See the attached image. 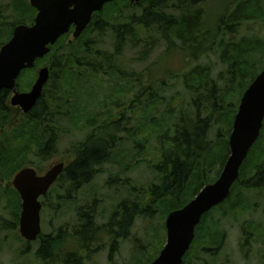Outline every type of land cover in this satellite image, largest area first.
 <instances>
[{"label": "trees", "instance_id": "obj_1", "mask_svg": "<svg viewBox=\"0 0 264 264\" xmlns=\"http://www.w3.org/2000/svg\"><path fill=\"white\" fill-rule=\"evenodd\" d=\"M130 4V0H112L93 15L79 38L67 42L69 33L62 36L50 47L48 55L36 61V66L49 61L50 78L46 86L52 81L55 84L44 88L41 99L27 115H21L17 127L11 123L14 113L9 105L10 92H0L1 180L8 181L29 162L28 154L32 148L39 160L46 161L53 156L57 143V110V115L69 118L74 127L88 130L83 140L71 147L74 159L66 165L56 182V185L67 188L62 197L64 201H70L76 192L101 173L103 166L115 160V152L124 142L120 134L134 141L133 149L139 150L138 155L149 151L155 155V163L147 161L146 164L153 170L157 184L143 187L136 200L120 202L109 221L102 226L96 221V200L91 205L78 208L75 223L59 227L53 234H40L35 256L42 262L83 264L84 258H90L103 248L100 242L104 238L110 241V255L112 252L116 254L119 242L130 238L138 218L153 219L159 210L164 217L191 201L207 183L213 181L209 174L216 165L214 179L218 177L230 153L228 144L225 143L220 150L218 145L209 141L212 125L221 124L220 129L227 127L230 134L241 96L264 70V37H234L245 24L264 25V0H138L133 10ZM8 13L10 17H6ZM35 15L36 11L28 0H9L6 4L0 0V47L9 40L14 27L32 25ZM9 18L12 20L10 23L7 21ZM107 33L113 39L112 53L95 50ZM128 42L134 46L142 45L140 61L146 60L159 43L166 46L163 59L178 52L181 57H187L186 61L191 58L198 63L201 58L216 55L224 66L219 77L223 88L217 89L209 65L196 64L182 75L127 74L120 66ZM95 59H99L98 62ZM34 68L22 71L17 81L25 75H35ZM81 68L91 74L110 77L114 83L111 95L122 94L132 87V81L137 89L131 96L134 103L132 111L140 113L138 124L127 129L128 121L126 118L124 121L122 113L118 114L122 121L109 124L107 120L101 121V114L87 113L77 106L59 111L58 102L69 98L63 97V86H75L78 75L86 74L80 71ZM177 79L186 91L196 96L191 100L192 113L174 109L171 102L166 101L164 94L168 82ZM29 85L17 86L24 89ZM79 89L81 84H78ZM49 92L51 95L47 97ZM111 95L107 99L110 100ZM233 98L236 99L234 104L231 103ZM203 104L208 112L207 117L201 119L199 113ZM220 129L216 137L226 139L219 134ZM259 136L240 167L238 179L227 199L202 217L189 251L198 243L202 232L213 244L202 251L215 257L223 236L219 238L220 232H213L211 228L208 232L205 219L223 204L228 205L229 212L240 209L241 192L264 190V121ZM133 137L137 138L133 140ZM152 139L154 149L151 148ZM127 185L133 192L139 191L131 183ZM10 194L14 198L17 217L20 198L12 189ZM41 204L43 208L45 205ZM227 214L225 212L223 216ZM8 226L14 229L15 223ZM247 234L242 230L243 236ZM189 251L182 264L187 263Z\"/></svg>", "mask_w": 264, "mask_h": 264}, {"label": "rangeland", "instance_id": "obj_2", "mask_svg": "<svg viewBox=\"0 0 264 264\" xmlns=\"http://www.w3.org/2000/svg\"><path fill=\"white\" fill-rule=\"evenodd\" d=\"M4 1L6 4L9 0ZM130 2V8L133 10L134 4L138 1L133 0ZM104 9L108 10L107 7ZM9 15L10 13L6 17H10ZM7 21L10 23L12 20L9 18ZM250 35L264 37V25L260 23L245 24L238 29V33L234 37L235 39H239L241 36ZM71 40H73L72 30L67 36V42ZM101 41L96 45L95 50L103 53H112L113 39L111 34L107 33L103 35ZM165 50L166 46L163 43H159L146 60L140 61V53L143 51L142 45L134 46L128 42L122 53L120 68L123 72L127 74L133 73L134 75H170L169 73H172L171 75H182L185 70L196 64L209 65L212 69V80L215 82L217 89L222 90L223 83L222 81L220 82L219 77L224 66L216 55L201 58L197 63L191 60V58L186 61L187 57H181L178 52L163 59V55L166 53ZM98 60L95 59L97 62ZM42 67L49 69V61L37 64V66L35 64V75L21 77L20 81L16 82L17 90L19 92H28L36 79L37 70ZM80 71L86 74L78 75L75 86L68 84L63 86V97L69 98H64V101L58 102V107L61 109L59 111L64 112L68 107L77 106L80 109H84L87 113L94 115L101 114V121L107 120L109 124L114 123L116 120L122 121L118 116L119 113H122L124 121L125 118L128 121L127 129H131L138 124L140 113L138 115L137 111H132L134 103L131 102V96L137 90L136 87L134 88L132 81L130 82L132 87L127 88L122 94L111 95L114 83L110 77L97 73L91 74L82 68ZM160 72L163 74H160ZM29 83L30 85L24 89L18 88L20 84L28 85ZM54 84V81L49 82L44 88H51ZM78 84H81V89L79 90ZM50 95V92L47 93V97ZM110 95L111 98L109 100L107 98ZM164 96L166 97V101L171 102V106L174 109H183L184 112L192 113L191 100L194 95L185 90L179 79L168 82ZM104 102L106 104H103ZM235 102L236 99L233 98L231 103L234 104ZM160 108L162 107H159V114L162 113ZM205 108V104H203L199 113L201 119L207 117L208 111ZM57 113L58 110L55 115L56 125L58 126L56 128L57 143L55 153L49 160L42 161L35 157L34 148H32L28 154L29 162H26L25 166L21 169L27 167L33 168L38 175H44L53 165L60 162L67 165L74 159V155L70 152V149L73 145L83 140L88 130L74 127L68 120L69 118L57 115ZM214 117L213 119H215ZM19 120L20 118L14 117L11 123H15L13 125L16 126ZM221 126V124H213L208 134L209 141L218 145L219 147L217 148L220 150L223 149L225 143L228 144L230 136V134L228 135L227 127L226 129L224 127L220 129ZM219 129V134L226 139H218L216 137ZM119 137H123L124 142L115 152V160L103 166L100 170L101 173L88 185L76 192L70 201L62 200L67 188L56 184L51 187L47 196L44 197L45 199L40 200L45 205L40 213L41 235L53 234L59 227L75 223L76 210L91 205L94 200L97 201L95 208L96 221L99 226H102L109 221L111 215L115 212V207L120 202L136 200L138 199V193L142 191L143 187H146L150 183H158L153 170L146 164L147 161L155 163L154 153L149 151L148 154L143 153L145 157L143 155L140 156L138 155L139 150L133 149L135 147L134 141L129 136L120 134ZM136 138L133 137V140ZM150 143L151 148L154 149V140L152 139ZM144 159L146 160L144 161ZM217 168L216 165L210 172L209 178L213 179V181L206 185L214 183L219 178L223 168L218 177L214 179ZM13 176L8 181L0 179V264H57V261L42 262L37 259L35 253L38 249V239L35 242L28 243L19 234L21 200L19 199V210L16 217V207L13 204L14 198L10 194V190H14L11 185ZM128 183H131L139 191L137 193L133 192L128 187ZM239 195L242 200V207L240 209H237V211L234 209L229 212L228 205L223 204L218 209L212 211L205 219V224L209 227H207L208 232L211 228L214 230L213 232H220L219 238L220 235L223 236L220 241V249L216 252L215 257L211 256L212 253L210 255L202 251L203 248H211L213 244L209 243L208 239L200 232L198 243L190 251L188 250L187 263L264 264V190L241 192ZM159 212H156L158 215L155 213L157 216L153 219L138 218L131 230L130 238L119 242L116 254L112 252V255H110V241L104 238L100 242L103 248L97 254L91 255L90 258H84L83 264H138L139 262L140 264H149L152 258H157L166 243L165 220L168 214L162 217ZM225 212L228 214L223 216ZM15 217L16 221L14 220ZM12 223H15V228L9 229L8 225ZM242 230L248 233L246 237L242 235Z\"/></svg>", "mask_w": 264, "mask_h": 264}, {"label": "water", "instance_id": "obj_3", "mask_svg": "<svg viewBox=\"0 0 264 264\" xmlns=\"http://www.w3.org/2000/svg\"><path fill=\"white\" fill-rule=\"evenodd\" d=\"M111 1L28 0L30 7L36 11L33 24L16 26L9 41L0 48V92H10V107L27 115L36 106L49 81L50 71L47 67L38 69L30 90L19 92L16 82L22 71L33 69L36 61L48 55L50 47L71 30L72 38H79L93 15ZM263 121L264 71L254 78L240 99L228 139L230 153L219 178L204 186L184 207L167 215L166 243L151 264L183 263L202 217L229 196L240 167L259 138ZM64 169V163L60 162L44 175H38L33 168L27 167L13 176L11 185L21 200L19 234L26 242H35L40 236V198L47 195Z\"/></svg>", "mask_w": 264, "mask_h": 264}, {"label": "flooded vegetation", "instance_id": "obj_4", "mask_svg": "<svg viewBox=\"0 0 264 264\" xmlns=\"http://www.w3.org/2000/svg\"><path fill=\"white\" fill-rule=\"evenodd\" d=\"M12 109H13V113H14V115H13V118L15 117V118H21V115L23 114L19 109H17V108H13V107H11ZM64 165H65V167H66V164L64 163ZM59 178V177H58ZM58 180V179H57ZM57 180H56V182H57ZM56 182L52 185V186H54L55 184H56ZM51 186V187H52ZM51 189V188H50Z\"/></svg>", "mask_w": 264, "mask_h": 264}]
</instances>
